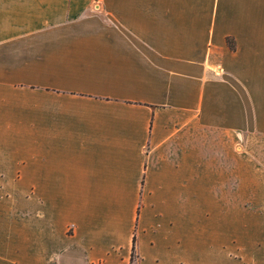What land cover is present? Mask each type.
<instances>
[{
    "label": "crops",
    "instance_id": "1",
    "mask_svg": "<svg viewBox=\"0 0 264 264\" xmlns=\"http://www.w3.org/2000/svg\"><path fill=\"white\" fill-rule=\"evenodd\" d=\"M251 136L264 0H0V264H264Z\"/></svg>",
    "mask_w": 264,
    "mask_h": 264
},
{
    "label": "rangeland",
    "instance_id": "2",
    "mask_svg": "<svg viewBox=\"0 0 264 264\" xmlns=\"http://www.w3.org/2000/svg\"><path fill=\"white\" fill-rule=\"evenodd\" d=\"M248 135V134H247ZM261 146L264 147V138H259L256 136H251L245 139H241L238 144V148L243 149L246 154V162L248 166L255 167L256 164L258 167H264V149H261ZM235 161L231 156L230 159V179H235V175L233 172V166ZM263 166H262V165ZM251 175V176H250ZM247 177H252L251 172H247ZM232 194V192H231Z\"/></svg>",
    "mask_w": 264,
    "mask_h": 264
}]
</instances>
